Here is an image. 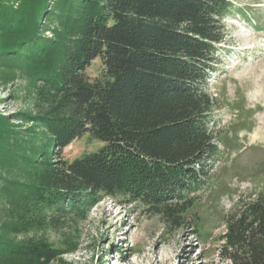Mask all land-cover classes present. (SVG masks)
<instances>
[{"label": "trees", "instance_id": "trees-1", "mask_svg": "<svg viewBox=\"0 0 264 264\" xmlns=\"http://www.w3.org/2000/svg\"><path fill=\"white\" fill-rule=\"evenodd\" d=\"M232 1L53 0L51 14L52 0H0V63L42 89L38 144L6 146L0 116V161L22 165L8 198L24 206L25 223L41 212L60 227L70 213L122 197L173 229L185 227L217 156L206 87ZM56 15L67 22L50 30ZM96 61L101 69L90 77ZM84 136L99 147L65 158ZM219 240L222 264H264V193L238 198ZM0 250L17 264H49L58 255L40 243L3 242Z\"/></svg>", "mask_w": 264, "mask_h": 264}, {"label": "rangeland", "instance_id": "rangeland-1", "mask_svg": "<svg viewBox=\"0 0 264 264\" xmlns=\"http://www.w3.org/2000/svg\"><path fill=\"white\" fill-rule=\"evenodd\" d=\"M53 3L46 6L51 14ZM231 3L206 87L214 101L209 130L216 138L217 156L205 168L207 181L194 195L185 227L173 229L140 202L122 197L102 198L83 214L70 213L60 227L47 225L42 219L50 215L41 212L38 221L25 223L24 206L7 193L22 172L13 158L7 164L0 161V190L6 186L0 191V244H48L58 251L49 264H222L217 250L224 216L238 198L264 193V0ZM49 20L50 30L67 22L59 15ZM100 69L96 61L87 74L95 77ZM26 74L0 63V116L8 133L6 146L13 150L38 144L41 133L34 117L42 89ZM99 145L84 136L63 156L72 160ZM10 255L0 250V264H17Z\"/></svg>", "mask_w": 264, "mask_h": 264}, {"label": "bare ground", "instance_id": "bare-ground-1", "mask_svg": "<svg viewBox=\"0 0 264 264\" xmlns=\"http://www.w3.org/2000/svg\"><path fill=\"white\" fill-rule=\"evenodd\" d=\"M256 136H257V135L253 136V138H254L253 140H256V139H255V138H256ZM258 136H259V135H258ZM260 136H261V134H260Z\"/></svg>", "mask_w": 264, "mask_h": 264}]
</instances>
